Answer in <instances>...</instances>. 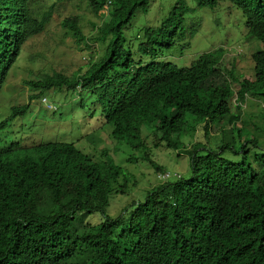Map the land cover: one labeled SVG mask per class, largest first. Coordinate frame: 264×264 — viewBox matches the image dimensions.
<instances>
[{"label": "trees", "instance_id": "16d2710c", "mask_svg": "<svg viewBox=\"0 0 264 264\" xmlns=\"http://www.w3.org/2000/svg\"><path fill=\"white\" fill-rule=\"evenodd\" d=\"M35 1L0 0V91L21 49L51 18V11L37 14ZM86 1L105 18L94 37L103 54L83 36L78 18L65 20L62 27L75 45L85 46L88 62L70 77L53 73L29 82L39 92L31 99L55 90L71 98L86 95L113 142L124 143L162 175L167 171L152 161V149L182 153L189 157L190 176L169 177L112 218L110 200L128 194L134 176L107 149L99 150L91 135L85 137L94 153L80 149V140L5 139L2 132L29 110V104L12 107L0 121V264H264V156L254 168L249 150L258 148L259 139L243 137L239 127L248 98L264 100V0H192L209 9L228 2L241 12L248 35L262 48L252 55L251 79L238 76L234 63L225 65L221 49L200 55L187 69L136 64L124 47L123 29L138 10L147 11L149 0ZM188 12L174 8L159 27L145 29L139 50L155 59L185 40ZM61 94L52 101L57 106ZM198 128L206 137L214 128L221 140L210 147L186 145ZM227 153L242 159L230 162L223 158ZM136 161V155L126 160ZM92 215L100 216L98 225L87 222Z\"/></svg>", "mask_w": 264, "mask_h": 264}, {"label": "rangeland", "instance_id": "374dc122", "mask_svg": "<svg viewBox=\"0 0 264 264\" xmlns=\"http://www.w3.org/2000/svg\"><path fill=\"white\" fill-rule=\"evenodd\" d=\"M34 1V0H33ZM34 8L40 16L51 11L45 31L30 39L21 49V55L10 71L7 83L0 91V121L8 116L9 109L30 104L27 115L16 119L12 130H5L1 136L12 142L29 141L43 144H70L80 142L83 147L92 152L93 145L87 140L97 143V147L107 149L114 156V161L125 173L134 176L135 186L130 187L126 195L115 194L110 200L108 215L115 218L131 202L142 200L148 190L164 182L162 174L156 173L149 164L143 163L138 154L132 151L124 143L112 141L111 129L101 127L102 120L94 109V101L83 95L80 98H71L55 91H50L42 97H46L47 103L59 97L62 104L53 112L46 111L39 102V98L31 99L37 94L31 90L28 83L45 74L62 73L70 77L88 62V51L84 45H75L71 36L62 27L67 19L78 18L79 27L84 37L91 41L92 48H97L100 55L103 54L102 46L94 40L96 28L105 20L104 17H96L90 10L86 0H36ZM185 6L189 9L184 13V25L186 39L175 41L169 50L162 52L152 59L139 50L143 31L149 28H157L164 22L174 8ZM103 14V13H101ZM38 16V17H40ZM245 18L239 10L228 2H222L213 9L199 8L192 0H149L146 12L138 10L129 25L123 29L125 49L132 53L133 61L143 65L170 64L181 69L190 68L202 54L212 53L221 49L224 51V63H234L238 76L251 79L254 77V63L252 55L261 50V44L247 33ZM193 35V36H191ZM237 91L238 87L234 86ZM46 95V96H45ZM49 95V98L47 97ZM74 99V100H73ZM65 100V101H63ZM57 106V104H56ZM234 114L237 111L233 109ZM94 113V114H92ZM241 127L243 137H257L258 148H250L249 162L258 169L264 156V100L248 98L242 107ZM97 134V136L95 135ZM87 136V137H85ZM221 140V135L210 130L209 136H205L201 128H198L192 138L186 137V145L195 143L213 146ZM117 145L118 154L115 156ZM236 148H240V142H236ZM85 150V151H86ZM150 154L152 161L167 171V175L180 176L188 179L190 176L189 157L165 147L152 149ZM94 153V152H92ZM136 155V163L128 164L127 157ZM233 163H239L241 156H233L227 153L223 157ZM258 162L255 164V159ZM168 180V179H167ZM165 180V181H167ZM91 225L100 223L99 215L87 218Z\"/></svg>", "mask_w": 264, "mask_h": 264}, {"label": "clouds", "instance_id": "9594fccd", "mask_svg": "<svg viewBox=\"0 0 264 264\" xmlns=\"http://www.w3.org/2000/svg\"><path fill=\"white\" fill-rule=\"evenodd\" d=\"M29 86V85H28ZM31 90H34V89H31ZM35 91V90H34ZM37 92V91H36ZM37 93H39V92H37ZM37 95V94H36ZM46 96V95H45ZM47 97L49 98V95H47ZM74 98H79L78 96H76V97H74ZM34 100V99H33ZM39 102H40V104L42 105V107H44V109L46 110V111H55L56 110V107H59V106H56L52 101L50 102V100H49V103H47V100L48 99H46V97H40L39 99ZM74 100V99H73ZM27 105V104H26ZM24 106V105H23ZM29 107H30V104H29ZM25 116H28L27 114L25 115ZM23 118V117H22ZM17 142V141H16ZM33 143H35V142H33Z\"/></svg>", "mask_w": 264, "mask_h": 264}, {"label": "built area", "instance_id": "2783aa9c", "mask_svg": "<svg viewBox=\"0 0 264 264\" xmlns=\"http://www.w3.org/2000/svg\"><path fill=\"white\" fill-rule=\"evenodd\" d=\"M173 176H176V175H173ZM169 177H170L169 175L165 174V175H162V176H161V179L165 181V180H167Z\"/></svg>", "mask_w": 264, "mask_h": 264}, {"label": "bare ground", "instance_id": "6f19581e", "mask_svg": "<svg viewBox=\"0 0 264 264\" xmlns=\"http://www.w3.org/2000/svg\"><path fill=\"white\" fill-rule=\"evenodd\" d=\"M54 112V111H53Z\"/></svg>", "mask_w": 264, "mask_h": 264}]
</instances>
